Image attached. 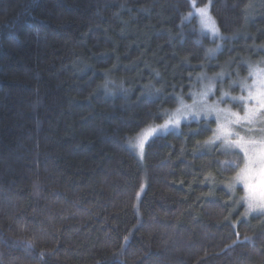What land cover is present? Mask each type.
<instances>
[{"label": "trees", "instance_id": "trees-1", "mask_svg": "<svg viewBox=\"0 0 264 264\" xmlns=\"http://www.w3.org/2000/svg\"><path fill=\"white\" fill-rule=\"evenodd\" d=\"M195 2L214 58L190 0H0V264H264L215 121L127 145L204 72L263 63L264 0Z\"/></svg>", "mask_w": 264, "mask_h": 264}, {"label": "rangeland", "instance_id": "rangeland-1", "mask_svg": "<svg viewBox=\"0 0 264 264\" xmlns=\"http://www.w3.org/2000/svg\"><path fill=\"white\" fill-rule=\"evenodd\" d=\"M207 5L208 13L215 21L211 14L210 6L209 4ZM195 16L198 20L200 31L210 37L212 41L208 49H217L213 53L208 52V55L211 58H214L218 55V52L224 48V41L227 38L220 31L216 21L215 24L219 29L218 35H214L211 31L202 28L200 17L197 15ZM221 37H223V39H221ZM261 58L263 63L260 64V62L257 61V64L254 65L253 63L255 62H253V65L251 64L246 75L241 77L239 81L234 80L231 75L224 73L204 72L195 80V85L193 84L194 86L192 89L188 90L186 93L183 92L178 96L177 106L168 111L165 119L161 123H155L145 127L139 132V134L129 139L127 143L128 147L135 153L137 158L140 161H144L146 146L155 137L164 135L170 131H180L183 124L201 120L215 121L214 130L217 129L219 124H226L232 131V136L230 137L232 140L237 139L236 134L238 133L240 137L244 138V141H255V143H244L243 149L225 143L223 140H217L214 143L206 144L208 147H213L215 144H219L225 153L231 154L229 157L231 159L226 161L225 164L226 166L230 165L231 167L236 166L237 173L231 180V188L228 189L232 192H236L237 188H242L243 194L238 198L237 203L244 206L245 218L264 215V207H261V205L264 204V149H262L260 143V141L264 139V111L254 112L250 119L242 120L240 124L229 123V121L235 120V117L232 115L233 113H237L241 117H244L249 109H255L257 107L255 101L248 99V94L249 91L256 93L258 89L264 91V57L262 56ZM111 85L114 86L113 83ZM209 87L212 88V91L208 93L206 99L202 100L201 94ZM222 93H227L228 95L221 99ZM233 97H244V99L233 100ZM179 98L183 99L185 105H192L194 110H199L202 103H206L207 105H217L218 109L221 110L218 113L219 119H217L216 112L207 115L204 112H201V115L198 118H193L191 115L186 119L181 117L178 126H172L170 124L167 129L157 128L155 133L149 132L148 130L150 128L165 124L166 120L171 117V114L181 107ZM182 111L187 110L182 109ZM143 135H147V139L145 140L143 150L141 151L138 144ZM245 151H247V156H245ZM246 166L250 169L247 180H237L238 174H240ZM249 186L251 187L249 188ZM250 204L253 205V207L250 208Z\"/></svg>", "mask_w": 264, "mask_h": 264}, {"label": "snow or ice", "instance_id": "snow-or-ice-1", "mask_svg": "<svg viewBox=\"0 0 264 264\" xmlns=\"http://www.w3.org/2000/svg\"><path fill=\"white\" fill-rule=\"evenodd\" d=\"M190 6L192 8V11L188 13V16L185 17V19L195 14L200 17V23L202 25V28L211 31L214 35H218L219 29L217 28L215 21L212 19V17L208 13V5H205L203 7H198L196 5L195 0H190ZM221 39H223V37H221ZM216 50L217 49H208V52L213 53ZM211 91H212V88L209 87L204 93L201 94V99L202 100L206 99L208 93ZM227 95H228L227 93H222L221 99H223V97ZM232 99L233 100H236V99L243 100L244 97H239V98L233 97ZM248 99L255 101L257 107L255 109H249L244 117H241L237 113H233L232 115L235 117V120L229 121V123L240 124L242 120L250 119L251 115L254 112L264 111V91H260L259 89L256 91V93L249 91ZM179 103L181 107L178 108L176 112L171 114V117L168 120H166L165 124L150 128L148 131L151 133H155L157 131V128L167 129L170 124L172 126H178L180 123L181 117L186 119L189 115H191L193 118H198L201 115V112H204L206 115L216 112L217 119H219L218 113L221 110L218 109L217 105H207L206 103H202L199 110H194L192 105H185L183 103L182 98H179ZM182 109H186L187 111H182ZM212 131H213V136L209 137L204 143L211 144L217 140H223V142L228 143L234 147L241 148V149H243L244 143H255V141H244V138L240 137L238 133L236 134L237 139L235 140L230 139V137L232 136V131L226 124H219L217 129L212 130ZM146 139H147V135H143L141 136L139 140L138 147L141 149V151L143 150ZM260 143H261L262 149H264V139H262ZM247 155H248L247 151H245V156ZM249 171H250L249 167L246 166V168L242 170L240 174H238L237 180L246 181ZM250 187L251 186H249V188ZM249 207L251 208L253 207V205L250 204ZM261 207H264V204H262Z\"/></svg>", "mask_w": 264, "mask_h": 264}]
</instances>
